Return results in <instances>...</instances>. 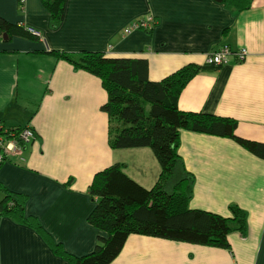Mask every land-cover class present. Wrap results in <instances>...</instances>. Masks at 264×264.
<instances>
[{
	"label": "crops",
	"instance_id": "obj_1",
	"mask_svg": "<svg viewBox=\"0 0 264 264\" xmlns=\"http://www.w3.org/2000/svg\"><path fill=\"white\" fill-rule=\"evenodd\" d=\"M20 1L0 0V18L39 38L0 36V123L29 126L36 140L24 148L23 162L0 165V188L25 196V215L66 253L85 256L105 237L87 223L96 173L119 164L150 189L160 170L148 148H109L100 81L50 52L143 58L148 78L158 81L185 65H203L220 47L244 49L242 62L230 58L195 76L177 107L233 119L238 137L264 143V0L240 13L212 0H66L55 28L39 0ZM147 17L154 20L149 31L125 32ZM178 154L194 178L189 207L230 218L236 206L246 214L245 236L231 234L227 251L133 235L111 264H264V160L232 140L188 131L179 134ZM0 264L67 262L33 229L0 218Z\"/></svg>",
	"mask_w": 264,
	"mask_h": 264
},
{
	"label": "trees",
	"instance_id": "obj_2",
	"mask_svg": "<svg viewBox=\"0 0 264 264\" xmlns=\"http://www.w3.org/2000/svg\"><path fill=\"white\" fill-rule=\"evenodd\" d=\"M212 1L236 13L248 10L253 3V0ZM39 2L48 14L51 27L55 28L63 18L66 0ZM142 20L135 22L138 24ZM2 35L32 41L39 38L29 28L0 18ZM50 54L100 81L106 95L101 111L108 120L109 148H148L159 166V176L152 188L145 189L126 176L119 164L94 175L88 187L94 207L87 223L105 237L99 238L94 250L82 257L66 253L35 218L25 215L23 195L0 188V218H9L33 229L51 252L67 264H111L128 237L133 235L227 251L231 234L245 236L246 214L236 206L229 207L230 218L189 207L194 178L186 171L178 154L179 134L188 131L232 140L246 152L264 160V143L238 137L235 120L185 112L177 107L181 92L195 76L215 72L222 66L206 62L188 64L161 80L152 81L148 78V62L143 58H115L100 52Z\"/></svg>",
	"mask_w": 264,
	"mask_h": 264
},
{
	"label": "built area",
	"instance_id": "obj_3",
	"mask_svg": "<svg viewBox=\"0 0 264 264\" xmlns=\"http://www.w3.org/2000/svg\"><path fill=\"white\" fill-rule=\"evenodd\" d=\"M23 3L22 1L20 2ZM154 24L152 17H147L142 22H133L127 29L129 33L139 28L150 29ZM38 36L36 31L30 30ZM247 56L244 49H237L232 51L228 47H220L217 51L210 53L206 56L205 62L208 64H215L224 66L228 63L230 58L235 59L237 62H242ZM36 140L34 131L29 127L23 128H6L0 123V165L5 162L21 163L24 161V148Z\"/></svg>",
	"mask_w": 264,
	"mask_h": 264
},
{
	"label": "water",
	"instance_id": "obj_4",
	"mask_svg": "<svg viewBox=\"0 0 264 264\" xmlns=\"http://www.w3.org/2000/svg\"><path fill=\"white\" fill-rule=\"evenodd\" d=\"M6 35H4V37H5Z\"/></svg>",
	"mask_w": 264,
	"mask_h": 264
}]
</instances>
